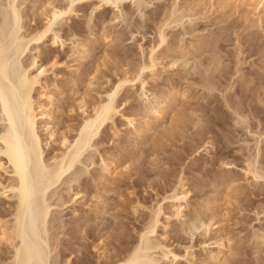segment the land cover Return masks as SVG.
Instances as JSON below:
<instances>
[{"label": "rangeland", "instance_id": "1", "mask_svg": "<svg viewBox=\"0 0 264 264\" xmlns=\"http://www.w3.org/2000/svg\"><path fill=\"white\" fill-rule=\"evenodd\" d=\"M66 2L23 0L28 32L42 26L51 4ZM137 2L122 0L119 8L100 5L93 11L97 0H83L56 26L64 43L52 48L59 65L49 71L47 82L51 89L54 83L59 87L58 104L71 100L75 106L83 95L93 103L102 101L117 78L125 71L132 77L156 46L155 73L145 70L142 79L147 97L159 96L168 108L156 125L143 127L155 118L145 109L140 83L121 89L117 97L121 114L84 153L91 157L82 165L88 168L81 181L84 197L58 208L66 229L55 226L50 232L59 233L67 255L68 246L76 250L71 259L85 249L90 264L110 262L137 241L149 210L161 203L160 219L166 229L158 228L157 233L178 255L172 264H213L210 255L217 252L219 239L228 245L226 264H260L264 245L257 244L254 232L264 231V179L246 174L243 166L254 159L255 166L264 169V17L259 20L254 10L233 1L144 0L139 7ZM172 9L179 16L176 22L170 17ZM160 26L166 40L157 47ZM83 45L88 51L79 60L76 52ZM55 114H60L61 126L80 119L75 108L69 117ZM134 125L141 126V132H135ZM204 141L209 147L197 150ZM99 155L118 166L108 183L98 176ZM125 165L128 170L122 168ZM179 182L189 192L186 228L167 220L171 207L163 201ZM65 188L60 185L57 190L67 201L72 191ZM9 205L0 199L1 217L12 209ZM202 223H209L208 229ZM84 224L92 226L91 237L78 232L70 238L68 227ZM3 247L0 244L1 253ZM63 260L60 264H70Z\"/></svg>", "mask_w": 264, "mask_h": 264}, {"label": "bare ground", "instance_id": "2", "mask_svg": "<svg viewBox=\"0 0 264 264\" xmlns=\"http://www.w3.org/2000/svg\"><path fill=\"white\" fill-rule=\"evenodd\" d=\"M81 1L83 0H67L64 6L47 3L50 8L45 22L40 27H34L35 29L30 32L25 27L22 13L23 0H2L0 3V199L5 198L12 208L6 216H0V244L5 246L1 248L0 264H60L62 262V254L66 250L64 240L59 238L58 232H50V229L55 226L66 227L58 208L68 201L76 202L84 197L81 189L84 182L81 181L84 174L88 172V168L82 165L85 161L91 160V157H85L84 153L89 148H94V140L105 133L107 126L113 123L115 116L119 115L117 97L124 86L138 81L143 91L141 95L145 98L143 101L145 109L154 115L153 121L145 122L144 125L140 124L141 126L156 125L166 115L168 104L163 103L159 96L153 94L149 99L145 91V80L142 79V73L145 70L151 74L155 73L156 46L150 49L148 61L142 62L132 77H129L128 71H125L117 78L102 101L93 103L87 101L83 95L79 97L76 107L70 102L71 100L63 99L64 101L58 104L59 87L54 83L51 89L47 82L49 71H53L59 65L52 48L63 46L64 43L56 26L75 12L76 4ZM121 1L97 0L98 4L92 10L94 11L100 5H115L119 8ZM223 1H233L251 8L259 20L264 17V0ZM141 2L144 0H138V7L142 4ZM175 12L176 10L172 9V14L169 16L177 14ZM177 18L179 19V16L175 15L172 21L176 22ZM161 26L157 28L155 36L157 47L166 40L164 27ZM46 42H50L49 47L42 50L40 46ZM80 48L76 52L79 60L88 51V47L84 45ZM41 53H43L42 57ZM74 108L80 111L78 122L71 126L64 124L61 126L62 120L58 121L57 116L60 114L55 113H65L69 117ZM127 120L132 124L131 120ZM141 126L134 125L133 130L139 132ZM54 145L58 147L55 148ZM209 145L210 143L205 142L198 145L196 149L206 150ZM49 149L52 154L48 156L46 150ZM99 157V179L108 183L119 172L118 166L115 161L106 160L102 155ZM255 163L254 159L253 161L247 159L243 170L253 178L264 179V169L255 166ZM90 164H93L92 161ZM222 164L231 166L230 162L222 161ZM122 168L129 169L127 165ZM73 184H76L75 187ZM60 185L66 186L67 193L72 191L67 201L57 190ZM188 196V190L184 188L182 182H179L166 197H163V201L169 203L171 207L166 215L167 220H174L185 228L188 225L184 213ZM94 197L97 195L95 194ZM136 212L137 209H134V213ZM161 214L162 204L156 203L149 210L147 219L142 221L143 225L138 231L137 241L135 240L129 247L125 246L126 248L121 250V256H116L120 252L118 251L114 256L117 258L113 261L105 260L107 262L98 264H172L175 262L178 255L164 242V235L157 233L158 228L166 229V223L161 222ZM7 216L10 218H6ZM208 224L201 225L208 229ZM82 225L68 227L67 234L69 233L70 238L78 232H81L79 235H82V232L85 233L81 236L83 238L91 237L92 226L86 228L85 224V227ZM254 234L257 237V244L264 245V231L255 230ZM100 243L104 244V242ZM216 243L218 250L210 255V260L214 262L213 264H226L225 253L228 251L226 240L219 239ZM68 250L69 253L68 255L65 253L63 262L90 264L85 249L79 250L81 255H73V259L69 256H72V252L76 250H70L69 246ZM101 255L104 257V253Z\"/></svg>", "mask_w": 264, "mask_h": 264}]
</instances>
